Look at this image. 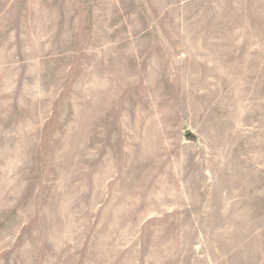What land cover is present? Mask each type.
I'll return each mask as SVG.
<instances>
[{
  "label": "rangeland",
  "instance_id": "374dc122",
  "mask_svg": "<svg viewBox=\"0 0 264 264\" xmlns=\"http://www.w3.org/2000/svg\"><path fill=\"white\" fill-rule=\"evenodd\" d=\"M0 264H264V0H0Z\"/></svg>",
  "mask_w": 264,
  "mask_h": 264
}]
</instances>
